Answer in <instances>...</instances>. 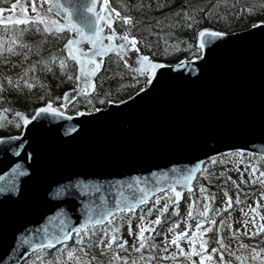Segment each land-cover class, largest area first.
Masks as SVG:
<instances>
[{
	"label": "water",
	"instance_id": "water-1",
	"mask_svg": "<svg viewBox=\"0 0 264 264\" xmlns=\"http://www.w3.org/2000/svg\"><path fill=\"white\" fill-rule=\"evenodd\" d=\"M88 2L61 0L77 20L90 18ZM257 22L197 35L200 56L176 63L149 57L162 66L130 98L79 114L34 111L20 133L0 135V264H22L33 243L61 229L72 235L117 196L135 194L127 185L137 179L163 189L200 165L194 179L221 153L264 156V23ZM176 187L181 198L189 190Z\"/></svg>",
	"mask_w": 264,
	"mask_h": 264
},
{
	"label": "trees",
	"instance_id": "trees-1",
	"mask_svg": "<svg viewBox=\"0 0 264 264\" xmlns=\"http://www.w3.org/2000/svg\"><path fill=\"white\" fill-rule=\"evenodd\" d=\"M11 0H0V5L9 6ZM110 3L116 7L123 14H130L134 23L131 26L124 25L122 20L117 21L116 27L118 30H125L128 28L131 34L137 35L143 40L141 43L138 40V47L148 53L154 59H160L167 62H175L181 57H190L199 53V48L196 46V34L198 29L203 26H212L224 31H234L245 28L259 19H264V0H110ZM163 6H159V5ZM133 5H137L133 8ZM139 5H143L140 7ZM150 5V7H149ZM242 6L251 7V12L243 11ZM195 9V23L191 20H186L183 17L185 11L192 15V10ZM239 13V15H236ZM187 23H192V27H186ZM24 25L17 26V30L24 28ZM12 29V25L7 26ZM68 32L58 33L53 35L42 30L36 32L35 27H32L28 32L22 33V42L16 45V52L10 54L7 50L0 52V82L4 84V89L0 91V95L5 99L0 100V109L5 111L0 114V135L18 132L20 125L18 124L15 112L23 111L26 114H31L36 106L51 100L53 103H61L64 93L75 85V79L68 78V73L75 76V65L67 58L66 52L63 49V43L66 40ZM0 38L5 40L6 49V26L0 25ZM151 44V47H146ZM55 57L56 59H53ZM60 57H64L67 61L64 71H61ZM35 66L33 71L31 66ZM23 69L29 71L26 75L29 82L32 84L31 88L25 87L22 83L19 88L9 86L3 76L20 75ZM35 77L33 80L32 77ZM146 81L145 75L136 74L133 71L125 68L123 61L117 55H108L105 57L100 72L95 78L96 89L90 94L79 95L74 101L67 105L69 112L75 111L77 108H94L96 106L104 105L109 99L119 100L125 98L140 88ZM99 97H104V102L101 103ZM91 99L89 104L87 99ZM16 122V125L14 124ZM241 156L237 162L239 165L244 162L247 157L252 156L247 153L230 152L213 157L211 162L207 165L212 166V161H215V168H222L225 166L228 170L233 169V163L226 161L230 156ZM258 158V157H257ZM261 166L264 164L258 158ZM223 161V163L221 162ZM223 169V168H222ZM224 172V170H223ZM194 184L205 185L208 190L215 192L224 191L230 197L233 203L231 212L236 211L240 206L236 204L237 197H239L240 204L242 199L254 196L260 183L251 180L249 176L241 173L232 175L225 170V175L220 170L211 169L204 175L198 174ZM191 194H194L192 191ZM209 213H212L214 199L209 198ZM153 202L144 205L146 210L151 207ZM192 206L195 214L189 216V207L185 205L184 201L177 205L178 210L172 211V204L168 205V210L162 213V222L156 225L152 231V235L147 241L154 243L158 247H145L140 253H136L134 249L130 248L127 251L121 249L118 254L120 256H129L135 258L145 253H151V256H145V259H151L152 264H161L167 256V252H172L171 246L167 247V252H161L160 248H164V237L159 231L167 228L170 222L180 221L181 217L189 216L201 218L200 213L203 211L198 209L197 203ZM163 205H161L162 207ZM160 207H156L152 213L154 217ZM208 216V220L210 219ZM221 220V215H216L212 218V227L205 236L208 237L209 247L211 249L214 243L215 228H220L218 221ZM107 225V224H105ZM102 226H96L97 234H102L99 229ZM203 227V226H202ZM92 231V227L88 228ZM118 232V231H117ZM159 233V234H158ZM264 233L256 236L248 237L245 234L239 238L240 244H248L251 247L263 248L264 240L261 236ZM76 237V235H75ZM58 247H45L44 251L49 255V260H60L57 253L64 255L65 248H71L76 244V238ZM87 243V238H85ZM106 243V241H105ZM90 254L96 257L102 255L101 249L98 245L88 246ZM252 254V253H251ZM40 255V250H36L23 262V264H35L37 256ZM213 255H216L213 254ZM264 255V253H260ZM105 260L111 258V253L103 257ZM142 263V262H141ZM121 264H124L121 261ZM257 264L259 262L257 261Z\"/></svg>",
	"mask_w": 264,
	"mask_h": 264
},
{
	"label": "snow or ice",
	"instance_id": "snow-or-ice-1",
	"mask_svg": "<svg viewBox=\"0 0 264 264\" xmlns=\"http://www.w3.org/2000/svg\"><path fill=\"white\" fill-rule=\"evenodd\" d=\"M30 5L31 15L28 14V6ZM46 5V7H45ZM143 7V5H139ZM159 6H163L162 4ZM87 11L90 14V18H81L77 20L73 18L71 10L64 6L61 3V0H28V3L18 2L13 3L10 9H7L9 14L7 16L2 15L5 13L6 9L0 7V25L6 26V49H5V40L0 38V52L7 50L10 54L16 52V45H20L22 42V33L28 32L32 27H35L36 32L42 30L46 33H51L56 35L62 33L65 30L67 32H75V36H70L67 38L63 44V49L66 52L68 59L73 60L77 66V71L75 76L72 73H68V78H73L76 81L83 79V85L78 82L76 86V93L73 94L72 99H76V95H86L91 93L96 89V83L93 80V77L96 76L101 70V65L103 63L102 59L98 57H104L109 52H115L119 59L123 60V65L125 68L133 71L136 74L145 75L148 77L149 82L151 78L156 75V69L162 66L161 62L155 61L149 58V55L143 54L140 52L138 47V40L143 43V40L137 35L131 34L128 28H125L124 32L117 33L113 27L114 20H122L124 25L131 26L134 23V19L130 14H124L121 16L120 11L113 7L109 0H102V2L97 5V0H89L87 4ZM133 8H136L137 5H133ZM150 7V5H149ZM243 11L251 12L253 9L251 7L242 6ZM113 13L115 16H113ZM195 9L192 10V15H189L187 11L183 13V17L186 20H191L192 23H195ZM239 15V13H236ZM192 23H187L186 27L191 28ZM257 23H264V21H258ZM12 25V29H8L7 26ZM24 25L25 27L17 30V26ZM105 28L109 29L105 31ZM197 35L200 38L205 36L207 37H217L224 35L223 32L213 30L209 27H202L199 29ZM105 39L107 43H105ZM118 41V42H117ZM86 42L88 47H83V43ZM146 47H151V44H147ZM203 44L201 43V48ZM131 50H135L137 55L135 57V66L129 64L127 59H124L125 54L129 53ZM53 59H56L53 57ZM67 61L64 57H60V67L61 71H64ZM32 70H35V66H31ZM28 69H23L20 75L13 78L12 75L3 76V80L7 81L9 86L19 88L21 83L28 88L32 87V84L29 82V78L26 75ZM34 80L35 77L33 76ZM4 89V84L0 82V91ZM68 93H65L67 96ZM5 99L4 96L0 95V100ZM100 102H104V97H99ZM89 104L92 103L91 99H87ZM112 101H108L111 103ZM63 107V105H62ZM96 110V109H93ZM5 111L0 109V114ZM36 113H56L57 109L52 106V102L48 101L47 104L42 107L35 109ZM79 114V113H77ZM59 115L63 116L64 113L60 112ZM15 116L18 117L23 124L27 125L29 123V117L26 116L23 112H15ZM264 159V156L260 157ZM213 163L215 161H212ZM223 163V161H221ZM200 165H194L191 170L185 171L178 177L173 178L172 183H165L164 188L161 189L159 184L151 185L148 181H140L137 179L134 184H129L127 187L136 188L137 192L135 194H126L124 196H117L116 203L113 207H104L101 214H98L93 218L91 215L87 216L84 221L78 225L73 231L76 234V244L71 248H65L64 255L57 253V256H60V260L56 259L49 260V255L45 253V246L51 248L54 243L57 241H63L67 243L71 233L61 229L58 235H53L51 237L45 236L43 238V244L33 243L31 248L34 250H40V255L37 256L35 264H121V261L124 264H152L151 259H145V256H151V253H145L139 255L135 258H130L129 256H120L117 253L124 249L127 251L126 245L127 241L123 240L116 235V232L120 226V218L130 219V215L135 214V209L138 205H145L149 202V197H152L155 203L147 209L148 213H152L156 208L157 204L161 203V199L166 200V203L160 207L155 215L154 220H147V217L143 214L139 217V223L137 225L138 230L135 233L137 244L133 246V249L136 253H140L141 250L145 247L156 248L158 247L154 243H148L147 241L152 235L153 229L162 222V213H165L168 210V205L173 203L172 197L174 196L175 200H180L181 191L176 187L177 184L187 185L189 191L192 188V180L195 174L196 168ZM204 175L203 172L200 173ZM166 176L162 174L161 177L157 178V181L161 180ZM249 178L254 180L257 183L264 184V169H258L256 164L251 165V170L249 172ZM154 193H162L155 194ZM201 193L204 196V206L203 211L200 213L199 223L195 225L194 228L189 230L185 228L184 231H175L174 235L169 239L165 237V247L160 248L161 252H167V247L169 245L174 246L176 249L175 255L182 256L184 261L174 259L172 264H234L232 259H225L223 249L226 247L225 244L221 241L219 236L216 237L217 247H213L210 251L208 237L205 236V233H208L212 227L211 220H208L209 215H219L218 212L209 213V197L204 193L203 185H201ZM264 198V192L259 194ZM226 203L225 208L231 207V197L225 193ZM236 203L239 204L240 200L237 197ZM250 212L249 215L253 216V219L249 222L251 225H254L250 230L245 231L247 236H256L258 234L264 233V222L258 223L257 221H264V216H262L257 207L249 205ZM189 216L195 214L192 210L191 204L189 205ZM172 211L175 212L177 209L172 208ZM243 211V210H242ZM128 214V215H124ZM107 221V225H104L103 222ZM147 221V222H146ZM224 223V221H221ZM92 225V231H88L87 226ZM97 225L102 227L99 231L102 234H97L98 230ZM203 225V227H202ZM83 229V231H81ZM190 231V234H189ZM214 231L219 233L220 229L215 228ZM236 231H239L237 229ZM147 232V235L145 234ZM132 233L131 227H129V234ZM87 238V243L85 241ZM261 239H264V235L261 236ZM181 240L188 241L187 249L182 246ZM106 241V243H105ZM95 243L101 249L102 255L96 257L90 254V249L88 246ZM198 245V246H197ZM62 247H64L62 245ZM241 248L249 247L246 244H240ZM111 253V258L105 260L103 257L108 253ZM219 252L220 256L217 260L213 254ZM251 261H249L248 256L241 252L237 254L235 251L229 253L230 256H234L236 261H239V264H264V248L251 247ZM172 252H167V257H172ZM198 256V261L193 259V257ZM162 264V262H161Z\"/></svg>",
	"mask_w": 264,
	"mask_h": 264
},
{
	"label": "rangeland",
	"instance_id": "rangeland-1",
	"mask_svg": "<svg viewBox=\"0 0 264 264\" xmlns=\"http://www.w3.org/2000/svg\"><path fill=\"white\" fill-rule=\"evenodd\" d=\"M17 2H18V0H11V2L9 3V8H11V5L13 3H17ZM19 2L27 4L28 0H19ZM45 7H46V5H45ZM30 10L31 9H30V5H29L28 6V13H30ZM113 27H114V25H113ZM106 30H108V29L105 28V31ZM115 30H117V29L115 28ZM69 35L70 36H74L75 32H69ZM105 42H107L106 39H105ZM82 46L85 47V48L88 47L86 42H84ZM113 53H115V52H113ZM113 53H111V54H113ZM136 55H137L136 51L135 50H131L129 53L125 54L124 59H127L129 61V64L133 65V67H134L135 66V57H136ZM99 59H102V58H99ZM87 94H90V93H87ZM71 99H72V97L69 98V95L63 96L62 102H64V103H62L60 106H61L62 110H64V112H67L66 111L67 110V105L72 102ZM110 100H112V99H110ZM47 103H48V101L45 104H47ZM62 105H63V107H62ZM52 106H56V105H54V103H52ZM77 109H80V108H77ZM17 121H18V124L21 125V120L19 118H17ZM14 124L16 125V122H14ZM252 156H254V155H252ZM259 156H257V157L260 158L261 156L260 157ZM257 157H252V158L251 157H247L246 159H244L245 163H242V164L239 165L235 161H237L239 158L243 159V157H241L239 155L238 156L231 155L229 159H226V161H231L232 160V163H233V169L232 170H230V169L228 170V168L226 166H225V168L222 167L223 169L222 168H215V163H212L213 168H211V165H207L208 163L211 162V160H208L206 162V164L203 165L202 172L203 173H207V171L209 172L211 169H216V170H220L221 173L224 174V175H225V170H226V171H229L232 175L243 173V174L249 176V172L251 170V165L252 164H256L258 169H264V167L260 165L259 160H258ZM223 170H224V172H223ZM203 189H204V193L209 198L214 199V205H213V208L211 209L212 213L218 212L219 215H221V220L218 221V224L220 225V228H219L220 231H219V233L215 234V239H214V243H213L214 246H212L211 248L217 247L216 237L219 236L221 238V241L226 246L222 250L223 253H224L225 259H232L234 261V264H239V261H236L234 256H230L229 255V253L235 251L237 254H239L241 252L245 253L248 256L249 261H251L252 254H251L250 247L241 248L240 247V243H239V238H240L241 235H243L245 233L246 230H250L251 228L254 227V225H251L249 223L253 219V216L249 215V212H250L249 205H253V206L257 207L258 212L262 216H264V198H262L259 195L261 192H264V184H260L259 185L258 189L255 191L256 194H255L254 198H251L252 197L251 196V197H246L245 199H242L243 203L242 204H240V203L237 204V206L238 205H240V206L236 209L235 213L230 211L231 208H232V204L233 203H231V207H229V208H225L224 207V205L226 203V199H225V193L226 192H224L223 190L220 191V192H215V191H212V190H208V188H206L205 185H203ZM193 192H194V194L189 193L185 197L184 203L188 207H189L190 204H191V206H193V205H195L194 203H197V205H200V207H198V206H196V207L198 209H200V211H201V210H203V206H204V196L201 193V185L194 184ZM158 194L162 195V193H158ZM173 197H172V199H173L172 206H175V202H174V198ZM152 201H154V199H152ZM154 203H155V201H154ZM164 203H166V200L163 199V197H162L161 203L157 204L156 207H161V205H164ZM136 212L137 213L130 215V219L133 221L132 224H128L127 222H125V220H123V221L121 220V222H123L122 225L124 226V228H123L121 234H119V233L116 234L117 236H119L123 240L127 241L126 247L128 249H130V248L132 249L133 246L138 243L137 240H136V237H135V233L138 230L137 225L139 223L140 214L138 213V211H136ZM242 212L244 213V215H242ZM141 214H143L147 218H151V219L155 218V217L152 216V214H150L148 216L146 214V212H142ZM135 217H137V218H135ZM213 217H214V215H212L210 219L212 220ZM221 221H224V223H221ZM187 222H186L185 218H182L180 220V222H179V225H177L178 227H170L168 229V231H166L165 235L163 236L164 239H165L166 236L170 239V237L172 235H174L175 231H184V229L186 227L189 228V230L191 231V229L194 228L197 223H199V219L192 218V219H188ZM257 222L260 223V222H264V221H259L258 220ZM173 225H175V223ZM129 227H131V229H132V233L131 234H129ZM237 229H239V231H236ZM190 231H189V234H190ZM145 234L147 235V232ZM181 244H182V246L185 247V250H186L188 241L181 240ZM246 245H248V244H246ZM170 246L171 245H169L168 248ZM175 252H176V249L173 246L172 247L173 256L172 257H167V263L166 264H172V261L174 259H176V260L184 259L182 256H176ZM219 256H220L219 252H217L216 255H214V257L217 260L219 259ZM196 260L198 261V257H197ZM189 264H191V262Z\"/></svg>",
	"mask_w": 264,
	"mask_h": 264
},
{
	"label": "bare ground",
	"instance_id": "bare-ground-1",
	"mask_svg": "<svg viewBox=\"0 0 264 264\" xmlns=\"http://www.w3.org/2000/svg\"><path fill=\"white\" fill-rule=\"evenodd\" d=\"M102 1V0H101ZM64 32H66V30L64 31ZM70 37V36H69ZM67 38H68V36H67ZM67 38H66V40H67ZM97 76V75H96ZM96 76L94 77V78H96ZM112 101H114V102H118V101H120V100H112ZM108 105V104H107ZM57 107V109L58 110H61L62 108H61V106H56ZM98 107H103V108H106L107 106H98ZM97 107V108H98ZM62 111V110H61ZM175 202V201H174Z\"/></svg>",
	"mask_w": 264,
	"mask_h": 264
}]
</instances>
